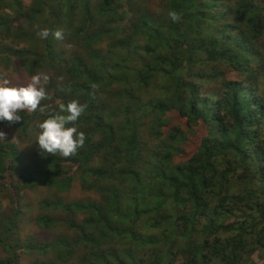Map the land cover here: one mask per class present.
<instances>
[{"label":"trees","instance_id":"obj_1","mask_svg":"<svg viewBox=\"0 0 264 264\" xmlns=\"http://www.w3.org/2000/svg\"><path fill=\"white\" fill-rule=\"evenodd\" d=\"M149 1L31 0L23 9L21 0H12L17 14L12 18L0 14V27L8 37L30 43V48H8L13 61L30 75L39 68L61 69L60 76L66 77L63 86L53 91L52 102L41 103L35 112L18 114L20 132L28 134L37 123L59 112L61 103L87 104L75 125L85 133L84 146L68 158L37 150V159L25 167L19 187L45 185L65 192L76 175L80 186L98 190L105 202L64 200L57 195L43 198L40 206L45 213L59 211L65 217L42 213L36 219L38 226L49 230L62 224L74 234L59 236L52 243L27 241L18 246L43 255L51 249L58 262L50 264L72 261L80 247L85 253L77 264H243L244 253L255 252L264 264V241L259 239L264 236V191L250 186L230 194L227 184L237 169L232 166L234 159L247 169L248 147L257 136L254 125L264 115V100L256 103L246 90L247 85L254 90L256 78L249 74L241 81L222 79L223 94L216 100L199 94L184 79L185 70L197 63L218 61L244 72L251 60L245 53L260 54L250 40L264 47V0H237L229 7L244 24L242 33L250 34L243 41L248 44L231 40L228 24L219 23L221 0H155L162 4L160 13L143 5ZM171 10L181 15L179 22L169 18ZM37 24L63 29L65 44L72 48L56 49L58 40L52 36L40 39ZM259 72L264 79V68ZM135 89L145 90L148 97L134 95ZM109 96H115L120 105L110 106ZM171 111L185 119L189 128L205 112L208 135L186 161L174 163L173 157L184 150L178 144L186 136L180 128L173 129L154 161L150 160L153 167L141 172L131 165L141 158L138 128L147 123L159 137L164 129L160 115ZM150 116L153 121L147 122ZM5 157L1 152L0 182L8 169ZM220 158L227 164L222 169L216 165ZM94 159L99 164H92ZM260 170L259 181L264 185V165ZM215 195L220 204L211 208ZM235 210H246L248 221L228 220ZM144 218L151 222L150 228L167 220L171 225L156 238L140 230L139 221ZM226 232L233 234L222 237ZM175 238L180 262L168 257L177 244ZM3 247L16 264L15 248ZM145 247L148 255L137 257L136 251Z\"/></svg>","mask_w":264,"mask_h":264},{"label":"rangeland","instance_id":"obj_2","mask_svg":"<svg viewBox=\"0 0 264 264\" xmlns=\"http://www.w3.org/2000/svg\"><path fill=\"white\" fill-rule=\"evenodd\" d=\"M30 2L31 0H21L22 8L24 9L28 7ZM236 2L237 0H221V4L217 8L219 23L228 24V33L231 40L240 41L242 44H248L247 41H243L245 38H249L250 34L242 33L241 29L245 27L244 24L240 19L236 18L229 12V7L234 5ZM143 5L153 13H160L162 10V4L155 0L149 1ZM12 7V0H0L1 15L6 14L11 18L12 16H15L17 12ZM261 9L264 12V6ZM21 36H23V34L20 35V37ZM250 41L259 47L260 54L244 52L247 57L251 59L244 72L239 73L230 65L218 61L207 62L204 64L197 63L194 67L185 70L184 79L193 83L197 87L199 94L207 95L215 99L223 94V87H221L220 83L222 79L241 81L244 77L248 78V75L251 74V76L256 78L255 82H257L255 83L254 90L251 91L250 85L246 86V90L248 93H253V97L256 98V103L260 101L263 102L264 79H262L261 76H263V74L262 72H259V70L264 68V50H262L264 47L259 41L256 42L253 39ZM57 43L56 49L62 47L63 50L66 49L64 40L58 41ZM8 48H30V43L15 36L8 37L7 32L0 27V75H6L11 81L12 86L26 85L32 75L23 69L22 66L18 65L17 62L12 60L11 51ZM60 71L57 69H37V73L43 72L50 76L49 83L45 85L47 98L41 101L42 104L52 102L53 91L63 86L62 83L66 77H61ZM156 83L158 87L160 82L157 81ZM157 87L154 89V94L158 96L159 91L157 90ZM150 92L152 94L153 90H150ZM134 95L146 98L149 93L145 92L143 89H135ZM133 100L134 99H132V101ZM124 101L128 102L129 99H124ZM107 102L110 106H114L116 104L120 105L121 103L115 96H109ZM253 104L255 105V103ZM122 107H125V104H123ZM258 112L260 114V111ZM120 117L122 118V115H120ZM151 117L152 116L147 118L146 121H153ZM160 118L162 123L164 122V129L162 128V133L159 134V137H156V135L150 131L147 123L142 124L138 128L141 158L138 159L136 163L131 165L139 169L141 172L145 171L146 168L149 170L153 167L150 160L154 161V156H156V153H158L161 149L162 141L168 139L169 134L173 131V129L180 128L186 136L185 141L178 144V147L182 146L184 150L182 153H177L173 157L174 163H182L186 161L198 150L201 139L208 135L209 121L206 113L203 111L200 112L198 122L195 125L190 126V128L186 120L180 118L175 112L171 111L163 113L160 115ZM154 122L156 124L159 123L158 121ZM257 122L258 123L254 125V129L257 131V136L254 138V143L248 147V159L246 160L247 169L245 166L237 164L238 162L236 159L232 162V166L237 167V169L235 172L231 173L227 183L228 193L230 194L238 192L243 188L247 189L250 186L254 189L258 188L259 191H264V185L261 181H259L260 169H262L264 165V115L262 116V119L260 118ZM0 131L6 133V139L0 140V153H6L5 161L8 165L5 176L0 182V264H14L15 261V258L13 256H9V252H7V249L3 247L4 244L9 245L11 248H15L17 255L16 264H39L41 262L48 264H50V262L57 263L58 260L55 257V253L51 252V249L47 254L43 255L38 252H26L21 249V246H18L27 241L52 243L59 236L71 237V235L74 234L72 231H68L62 224H58L49 230L40 228L36 219L38 215L45 213V209L40 206V201L43 198L47 197L49 199L57 195L64 200H78L82 202L94 200L101 201L104 204L105 202L102 201V195L94 188L89 189L80 186L77 182L76 175L72 186L65 192H56L53 188L45 185H36L31 188H20L19 184L21 183V175L24 174L25 167H27L29 163L33 164L37 159L35 142L36 134L39 130L33 126L29 129L28 134L23 135L20 132L21 127L18 123L9 125L6 122L0 125ZM258 145L262 148L261 153L258 152ZM225 160L226 159L224 158H220L216 161L218 169H222L227 165ZM99 162V159H94L92 164H99ZM117 165H122V163H118ZM151 175L153 176L154 172L151 173ZM250 177L252 178L250 182H248ZM210 201V207L212 208L220 204V197L215 195L213 199H210ZM45 214L57 219L65 217V213L59 211H49V213ZM77 219L79 220L81 217L79 216ZM235 219H246L248 221L247 211L243 210V212H240L235 210V212L228 217V220L232 221ZM246 223L249 224L250 222ZM150 224L151 222L146 221V218L140 219V230L159 238L162 236V229H166L167 225H171V220L161 221L159 223L157 222L155 225L153 224V228L149 227ZM173 226L176 225L174 224ZM174 230L178 231V227ZM231 234H233V232H226L221 236L224 237ZM198 235H201V233ZM259 239L264 241V236H261ZM178 240L179 239H176L177 244L172 247V253L168 255V257L170 256L171 258H174L176 262H180L182 258L181 254H177V245H179ZM84 253L85 249L80 247L78 252H76L74 259L66 264H77ZM136 253L137 254L135 255L137 257H140V255H143L142 257H144L148 255L149 250L145 247V251H136ZM174 253L176 254L175 256ZM242 263L262 264L263 262L259 254L255 252L252 254L244 253Z\"/></svg>","mask_w":264,"mask_h":264},{"label":"clouds","instance_id":"obj_3","mask_svg":"<svg viewBox=\"0 0 264 264\" xmlns=\"http://www.w3.org/2000/svg\"><path fill=\"white\" fill-rule=\"evenodd\" d=\"M168 16L173 22L181 20V15L175 10L169 11ZM34 27L40 39H47L49 36L58 41L65 39L63 29L40 28L39 24ZM65 47L70 50L72 45L68 44ZM49 81L50 76L40 72L32 75L26 85L12 86L6 75H0V122H7L9 125L20 123L22 117L18 112H35L41 101L47 98L45 85ZM91 87L94 89L95 85ZM86 109L87 104L71 100L66 105L61 103L59 112L37 123L36 127L39 130L35 142L37 150L43 155L47 153L52 156L59 154L63 158L74 157L78 149L85 144V133L78 132L75 125ZM3 139H6V133L0 131V140Z\"/></svg>","mask_w":264,"mask_h":264}]
</instances>
